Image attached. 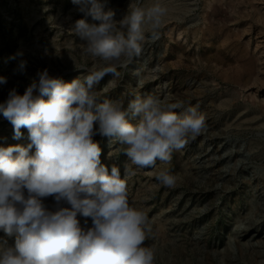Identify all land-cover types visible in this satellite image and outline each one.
Instances as JSON below:
<instances>
[{
    "label": "rangeland",
    "instance_id": "obj_1",
    "mask_svg": "<svg viewBox=\"0 0 264 264\" xmlns=\"http://www.w3.org/2000/svg\"><path fill=\"white\" fill-rule=\"evenodd\" d=\"M135 2L107 0L105 10L119 20ZM161 2L169 14L159 39L146 41L119 76L106 75L94 90L125 107L137 94L198 104L207 131L173 153L167 167L181 177L175 188L156 181L159 162L154 169L134 166L130 204L153 222L146 243L157 249L155 264H264V0ZM81 18L72 0H0V76L7 78L0 102L14 87L23 94L45 68L65 82L89 74L94 62L78 47L85 41L70 31ZM17 51L27 61L23 74L15 71L18 60L9 59ZM21 132L14 139L0 114V146H26L28 131ZM94 140L101 162L109 169L116 163L123 177L125 146L99 135Z\"/></svg>",
    "mask_w": 264,
    "mask_h": 264
},
{
    "label": "clouds",
    "instance_id": "obj_2",
    "mask_svg": "<svg viewBox=\"0 0 264 264\" xmlns=\"http://www.w3.org/2000/svg\"><path fill=\"white\" fill-rule=\"evenodd\" d=\"M72 3L84 18L70 31L85 41L78 47L95 67L71 82L39 70L23 94L14 87L0 102L13 138L26 128L30 141L0 146V264H155L157 249L146 243L153 222L130 204L127 182L134 166L154 169L159 162L164 167L154 173L156 181L177 187L181 177L167 165L175 151L207 131L206 117L198 104L185 106L168 94H137L125 107L94 90L106 75L119 76L146 41L159 39L169 14L161 0H136L119 20L105 10L107 0ZM23 56L9 57L18 60L21 74ZM6 83L0 76V85ZM97 135L125 146L123 177L116 163L109 169L101 162Z\"/></svg>",
    "mask_w": 264,
    "mask_h": 264
},
{
    "label": "bare ground",
    "instance_id": "obj_3",
    "mask_svg": "<svg viewBox=\"0 0 264 264\" xmlns=\"http://www.w3.org/2000/svg\"><path fill=\"white\" fill-rule=\"evenodd\" d=\"M244 60H245V59H244ZM252 60H253V59H252ZM244 66H245V65H244ZM240 77H241V76H240ZM237 78H238V77H237ZM206 157H207V156H206ZM212 163H213V162H212ZM248 223H249V222H248ZM252 226H253V225H252ZM252 226L250 225V226H247L246 229H244L245 227H244L243 229L245 230V232H248V231L251 229ZM245 232H244V233H245ZM239 233H241V232H239ZM243 235H244V234H243ZM238 236H240V235H238Z\"/></svg>",
    "mask_w": 264,
    "mask_h": 264
}]
</instances>
